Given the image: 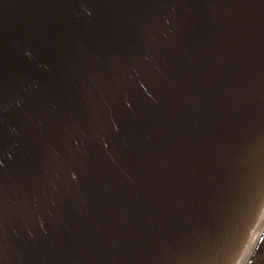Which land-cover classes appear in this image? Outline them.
Instances as JSON below:
<instances>
[{
    "label": "water",
    "instance_id": "obj_1",
    "mask_svg": "<svg viewBox=\"0 0 264 264\" xmlns=\"http://www.w3.org/2000/svg\"><path fill=\"white\" fill-rule=\"evenodd\" d=\"M264 234V0H0V264H248Z\"/></svg>",
    "mask_w": 264,
    "mask_h": 264
},
{
    "label": "rangeland",
    "instance_id": "obj_2",
    "mask_svg": "<svg viewBox=\"0 0 264 264\" xmlns=\"http://www.w3.org/2000/svg\"><path fill=\"white\" fill-rule=\"evenodd\" d=\"M248 264H264V234Z\"/></svg>",
    "mask_w": 264,
    "mask_h": 264
}]
</instances>
